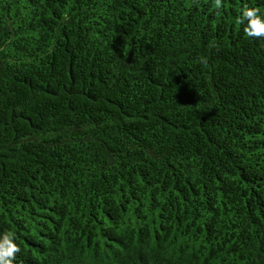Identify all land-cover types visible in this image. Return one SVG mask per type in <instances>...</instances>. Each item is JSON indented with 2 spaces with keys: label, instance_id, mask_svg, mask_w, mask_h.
Instances as JSON below:
<instances>
[{
  "label": "trees",
  "instance_id": "obj_1",
  "mask_svg": "<svg viewBox=\"0 0 264 264\" xmlns=\"http://www.w3.org/2000/svg\"><path fill=\"white\" fill-rule=\"evenodd\" d=\"M264 0H0V233L13 264H264Z\"/></svg>",
  "mask_w": 264,
  "mask_h": 264
},
{
  "label": "clouds",
  "instance_id": "obj_2",
  "mask_svg": "<svg viewBox=\"0 0 264 264\" xmlns=\"http://www.w3.org/2000/svg\"><path fill=\"white\" fill-rule=\"evenodd\" d=\"M216 9L224 6L225 0H213ZM236 22L244 24V31L249 38H264V12L257 7H245ZM21 248L16 242L15 233H0V264H13L16 253Z\"/></svg>",
  "mask_w": 264,
  "mask_h": 264
}]
</instances>
